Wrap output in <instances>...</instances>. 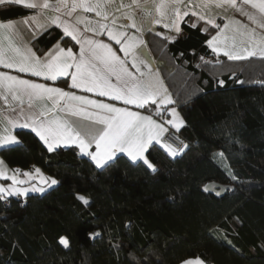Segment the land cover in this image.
Returning a JSON list of instances; mask_svg holds the SVG:
<instances>
[{
	"label": "trees",
	"instance_id": "1",
	"mask_svg": "<svg viewBox=\"0 0 264 264\" xmlns=\"http://www.w3.org/2000/svg\"><path fill=\"white\" fill-rule=\"evenodd\" d=\"M33 12L0 6L2 20ZM190 25L174 42L162 30L145 34L170 107L184 121L178 132L169 128L184 149L172 158L154 148L155 172L123 155L95 169L75 149L49 153L32 132L19 131L20 143L1 150L8 166L39 168L58 183L0 199V264H264V57L215 56L210 34ZM59 40L51 27L34 45Z\"/></svg>",
	"mask_w": 264,
	"mask_h": 264
},
{
	"label": "snow or ice",
	"instance_id": "2",
	"mask_svg": "<svg viewBox=\"0 0 264 264\" xmlns=\"http://www.w3.org/2000/svg\"><path fill=\"white\" fill-rule=\"evenodd\" d=\"M176 2L180 3L181 0ZM210 3L215 8L223 9L225 13L229 9L234 10L256 25L249 30L248 25L232 20L231 25L225 23L222 29L221 24L217 23L212 16L206 19L205 15L200 14L198 20L206 25L201 29L202 32L208 34L210 29L216 30V34L206 40L212 53L217 56L222 54L229 61H237L257 55L258 47L259 55L264 57V37H261L259 46L256 43V29H264V0H259L258 3L254 0H242L239 5L237 0H210ZM5 4L23 6L29 10L43 11L52 8L59 15L51 16L48 23L62 29L64 44V47H61L58 43L52 50L40 56L31 49L22 53L20 48H12L11 51L14 53L12 56L0 50V67L43 81L36 82L20 75L10 74L8 71H0V89H6L13 100L27 97L29 101L44 102V107L40 110H36L34 105L29 103L27 114L21 109L20 115L24 123H20L19 127L30 128L49 153L60 147L61 143L65 146L69 144L74 146L78 149L79 155L82 158H88L95 169H106L118 159V154H124L131 161L142 162L147 169L155 172V165L149 159L154 148L159 147L165 150L172 158L178 155L176 149L163 142V137L169 130L168 126L178 132L184 126V121L179 117L177 109L170 107L175 102L167 89L160 91L150 78H146L144 69L148 68V64L139 60L133 51L136 44L129 37V33L109 27L107 21L112 16L111 0H71V2L57 0L54 5L50 4L49 0H43L42 3L33 2V0H0V6ZM132 4H138V0H132ZM249 4L253 9H258L259 17L243 6ZM78 8L84 13H95L100 19L96 20L95 24L86 16L83 18L77 16L74 23L61 19L62 16L71 17ZM116 11L120 9L117 8ZM182 14L189 18L197 16V13L190 14L187 10ZM145 15L150 16L151 13L148 12ZM180 15L181 13L177 10L170 25L165 24L163 27L179 33L181 29L177 25L180 22ZM34 19L35 17L29 18L22 23L28 26ZM126 19L130 22H126L121 28L135 29L137 27L132 17ZM112 22L114 25V17ZM81 24L84 25L83 30L79 27ZM190 26L199 28L200 24L193 22ZM14 27L15 25L11 22L0 23V28L6 30ZM230 28L232 36L229 40L224 36V30ZM86 33L92 35L89 36ZM104 35L119 47L114 48L113 44L99 38ZM157 35L162 34L157 33ZM163 39L174 42L175 38L163 35ZM77 47L78 51H74ZM200 59L203 60L204 57ZM216 63L220 61L217 59ZM57 82H62L65 87L57 86ZM220 83L223 84L224 81L221 80ZM72 90H79L84 94H77ZM107 101L120 102L122 106H116ZM60 113L89 119L100 127L95 133L89 132L87 135H82L79 131H75L67 120L61 118ZM154 117H158L159 120ZM5 123L13 127L17 126V122L13 120ZM16 142V137L10 134L0 139V144ZM35 172L39 175L40 169L37 168ZM18 173L19 169L12 175L0 171V179L9 180L12 185L26 182L18 179ZM23 175L28 177L32 174L25 172ZM232 179L235 180L236 177L232 176ZM44 183L51 187L58 181L50 179V181L45 180ZM29 191L43 193L45 188L35 185L31 189L0 186V199L5 193L8 196L19 197L27 196ZM76 198L85 206L90 204L83 195L77 194ZM92 235L98 236L99 233ZM58 242L65 248L69 247L66 237H61ZM141 264H147V260ZM181 264H205V261L192 258L182 260Z\"/></svg>",
	"mask_w": 264,
	"mask_h": 264
},
{
	"label": "crops",
	"instance_id": "3",
	"mask_svg": "<svg viewBox=\"0 0 264 264\" xmlns=\"http://www.w3.org/2000/svg\"><path fill=\"white\" fill-rule=\"evenodd\" d=\"M33 2L42 3L43 0H33ZM69 2H71V0H69ZM237 2L239 5L242 3V0H237ZM254 2L258 3L259 0H254ZM49 3L54 5L57 3V0H49ZM6 5H14V4H5L3 6H6ZM129 5H132V6L128 7ZM202 5H207V6H202ZM110 6L112 9V16H110L109 20L107 21L109 27L114 28V30L127 31L129 33V37L132 38V40L136 44V48L133 51L136 53L139 60H143L148 64V68L144 69V71L146 72V78H150L151 81L154 83V85L160 91H163V89L166 88V86L158 71L157 64L154 58L152 57L151 52L146 44L145 34L147 32H150V31L154 32V31L162 30L164 32V35H169V36L174 37L175 38L174 41H175L176 39L184 35L182 26L186 22L187 23L189 22V24L193 22L198 23L200 24L201 29L206 26L203 24L202 21L198 20V16L200 14L205 15L206 19L208 16H212L213 19H216L217 23L221 24L222 29H223V24L228 23L231 25L232 20H237V21L242 22L245 25H248L249 30L256 27V25L252 24V22H250L246 17L241 16L238 12H235L234 10L229 9L225 13L223 9L215 8L214 6L211 5L210 0H181L180 3H177L176 0H138V4H132V0H111ZM243 6L248 11L255 13L257 17H259L260 14L258 12V9H253L250 4L243 5ZM117 8H119L120 11H116ZM177 10H179V12L181 13L180 22L177 25L181 29L179 33L171 31L169 28L163 27V25L165 24L170 25V22L174 18V15L177 12ZM185 10H187L190 14L192 12L197 13V16H191L190 18L185 17L182 14ZM148 12L151 13L150 16L145 15V13H148ZM54 15H59V13H55L52 8H49L43 11H41L40 9H36L34 10L33 13L27 16L18 17L14 19L2 20L0 17V23L11 22L15 25L13 29L6 30L3 28H0V50H3L9 56H12L14 55V53L11 51L12 48H20L22 53H26L28 49H31L33 52L37 54V56H40L52 50L53 46L57 45L58 43L60 44L61 47H64V44L61 40L57 41L53 45H50L49 47H45L42 50H38L36 48V45H34L37 38L40 35H42L47 29L51 27H55L54 24L48 23V19ZM77 16H80L81 18L86 16L92 20L93 24H95L96 20L100 19V17H97L95 13H92V12L84 13L82 9H79V8L76 10V12L72 14L71 17L62 16L61 19L74 23ZM32 17H35V19L32 21L30 25L25 26L22 23V21L32 18ZM113 17L115 18L114 25L112 22ZM127 17H132L135 20L136 26H137L135 29L121 28V26L124 25L126 22H130V21H127L126 19ZM79 27L81 30H83L84 25L81 24L79 25ZM57 29L61 31L62 33V29L60 28H57ZM256 31H257L256 43H257V46H259L261 44V37H264V29L257 28ZM209 34H210L209 36L210 38L211 35L216 34V30L210 29ZM86 35L90 36L92 34L86 33ZM224 36L230 40L232 36L231 28L228 30H224ZM99 38L103 39L107 43L113 44L114 48L119 47L118 45H115L113 41H109L106 35H104L103 37H99ZM256 50H257V55L250 56L247 59L260 56L258 47L256 48ZM74 51H78V47L75 48ZM214 55L217 56L216 54ZM219 56H223V55L221 54ZM247 59H244V60H247ZM0 71H8L10 74L20 75L23 78H29L36 82H43L39 80L38 78L28 77L23 73L18 74V73L12 72L11 70L3 69L2 67H0ZM57 86L65 87V85L62 82H57ZM72 91H75L77 94H84V93L79 92V90H72ZM86 95L91 96V94H86ZM5 97H7V99ZM95 98L106 99V98H100V97H95ZM107 102L114 103L116 104V106H122L120 102H114V101H107ZM29 103H32L36 110H40L41 108L44 107V102L35 101V100L29 101L27 97H22L19 100H13L11 94L8 93L6 89H0V139H2L3 136L5 135L10 134V135L15 136L17 140V142L13 144H0V171L5 172V174L7 175H12L16 169H13L10 166H8V164L6 163V161L3 159L1 155V150L3 148L12 147L20 143V140L17 135L19 131L27 130V131L32 132L30 128H22L18 126L20 123H24V119L20 115V110L23 109L25 114H27L29 111L28 109ZM48 107H50V105H48ZM129 107H132V106H129ZM133 110H136V109H133ZM178 115L181 118L179 112H178ZM60 117L67 120L69 125L75 131H79L82 135H87L89 132L95 133L96 131H98L100 127L98 125L93 124L91 120L85 119L80 116H70V115H65L64 113H60ZM154 119L159 120L158 117H154ZM8 120L16 121L17 126L13 127V126L7 125L5 122ZM6 128H7V131H5ZM168 128H171V127L168 126ZM44 147L46 148L45 145ZM70 148L75 149L78 152V149H76L74 146H71L70 144L69 146H65L63 143H61V146L58 147L55 151L59 149H70ZM119 155H123L127 157L124 154H118V156ZM36 169L29 170V171H19V173L17 174L18 179H20L21 181H26V182H22L19 185H12L11 181L0 179V186L31 189L32 186L35 185L37 187H44L45 190L47 188H50L47 184L44 183V181L45 180L50 181V179L52 178L47 176L41 169H40V174L37 175L35 172ZM25 172H29L32 175L25 177L23 175V173ZM32 194H42V193L29 191L27 196H19V197L24 199ZM4 196L11 197V196H8L7 193H5Z\"/></svg>",
	"mask_w": 264,
	"mask_h": 264
},
{
	"label": "built area",
	"instance_id": "4",
	"mask_svg": "<svg viewBox=\"0 0 264 264\" xmlns=\"http://www.w3.org/2000/svg\"><path fill=\"white\" fill-rule=\"evenodd\" d=\"M163 142L170 144L178 151V153L184 149V142L172 129H169L168 132H166L163 137Z\"/></svg>",
	"mask_w": 264,
	"mask_h": 264
},
{
	"label": "water",
	"instance_id": "5",
	"mask_svg": "<svg viewBox=\"0 0 264 264\" xmlns=\"http://www.w3.org/2000/svg\"><path fill=\"white\" fill-rule=\"evenodd\" d=\"M211 188H212V186H207L206 187L207 191H211L212 190Z\"/></svg>",
	"mask_w": 264,
	"mask_h": 264
},
{
	"label": "rangeland",
	"instance_id": "6",
	"mask_svg": "<svg viewBox=\"0 0 264 264\" xmlns=\"http://www.w3.org/2000/svg\"><path fill=\"white\" fill-rule=\"evenodd\" d=\"M166 134V133H165Z\"/></svg>",
	"mask_w": 264,
	"mask_h": 264
}]
</instances>
